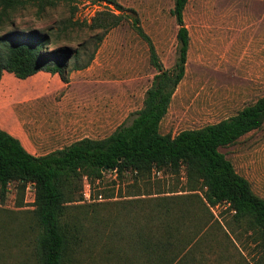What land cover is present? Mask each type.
Here are the masks:
<instances>
[{
	"label": "trees",
	"instance_id": "obj_1",
	"mask_svg": "<svg viewBox=\"0 0 264 264\" xmlns=\"http://www.w3.org/2000/svg\"><path fill=\"white\" fill-rule=\"evenodd\" d=\"M34 1L53 4V0H0V27L10 19V12ZM91 1L102 3L103 9L89 22L73 19L76 5L69 9L71 25L82 23L90 30H99L92 35L93 52L82 63L75 61L69 66V59L77 60L79 54L69 46L50 49L53 41L48 32L11 28L0 34V80L5 71L25 79L46 70L67 82L69 71L86 68L107 32L124 21L146 42L149 63L156 70L144 92L142 105L132 113L130 122H122L105 137H83L46 154L34 155L18 138L0 128V202L13 184L21 204L27 184H32L31 213L38 229L34 245L36 264H178L191 238L216 222L209 212L216 205L225 207L222 214L232 212L225 228L244 226L264 252V198L254 193L249 180L220 151L262 126L264 94L218 122L184 129L174 136L161 133L160 123L185 74L189 33L183 10L188 0H173L170 10L177 32L175 60L169 68L164 67L133 8L117 0ZM153 172L183 176L185 183L180 189L183 193L170 190V195L161 197L158 195L162 191H158L157 196L148 197L152 199L139 197L151 196L149 190L142 193L138 182H149ZM106 173L121 181L131 176L136 187L128 195L132 197L127 246L112 240V244L98 245L102 221L96 211L102 206L87 209L80 204L83 181L94 185ZM190 220L195 222L193 237L192 231L182 230ZM95 258L97 261L93 263Z\"/></svg>",
	"mask_w": 264,
	"mask_h": 264
},
{
	"label": "rangeland",
	"instance_id": "obj_2",
	"mask_svg": "<svg viewBox=\"0 0 264 264\" xmlns=\"http://www.w3.org/2000/svg\"><path fill=\"white\" fill-rule=\"evenodd\" d=\"M71 5L77 7L73 19H78L80 22H89L97 11L103 9L102 3L91 0L73 2L53 0V4L34 1L10 12V19L2 24L0 34L11 28L48 32L53 41L49 45L50 49L69 46L72 52H79L77 60L73 57L69 59V66L75 61L82 63L93 52L92 35L99 30H90L82 23L71 25L68 22L71 17L69 11ZM160 5L166 6L161 2ZM113 10L117 12L116 9ZM170 15L173 17L171 13ZM138 17L140 19L139 14ZM107 34L109 36H104L90 64L86 68L69 71L67 82L57 73L46 70H40L25 79L17 78L5 71L0 80V125L2 126L0 128L10 133L9 128L18 127L22 122L31 126L28 123L31 119L58 117L56 119L59 120L62 116L58 115L61 110L59 107L56 108L55 104L61 101H68L69 106L71 103L76 106L73 112L75 115L72 112L66 114L64 112V117H86L84 108L86 98L96 100V105L104 112L116 109L115 112L108 113L112 117H119L116 127L122 122H130L132 113L141 107L144 92L156 70L149 63L146 42L130 27L128 21L110 29ZM132 38L139 42L135 45L136 55L130 58ZM169 42L173 43V36L170 37ZM143 50L146 52L145 58L142 54ZM169 50L170 48L161 57L159 56L165 68L171 67L175 60V49L174 52ZM193 64L194 59L190 58L187 72L178 84L168 111L160 123V132L163 134L170 133L174 136L184 129L199 128L218 122L235 114L244 105L252 103L264 94V89H260L239 95L238 91L224 88L225 75L216 74L206 68L195 70ZM87 69L89 73L86 72ZM96 74L102 76L101 81L96 87L90 86L91 78ZM133 74H136L138 79L130 85V75ZM29 130L31 132V128ZM17 133L20 132L16 129L15 134ZM53 133L54 135L41 139L27 136L24 141L12 132L10 134L17 136L22 145L34 155H43L61 148L85 134L78 130L72 134L66 133L65 136L58 131ZM109 133L95 132L92 136L102 138ZM220 151L233 163L235 170L249 180L254 193L264 198V123L259 129L240 137L234 144L221 147ZM138 183L142 193L146 190L152 193L151 196L139 197L152 199L148 197L157 196L158 191H162V194L158 195L162 197V195H170L168 192L170 190H180L185 178L153 172L149 182ZM85 184H88L86 180L83 181L81 193L85 190ZM89 188L90 200H85L82 196L80 204L87 209H98V204L102 206L98 212L96 211L102 221L99 225L102 231L101 238L98 239L97 244L103 245V242L112 244L114 241L115 244L127 246V233L130 231L128 223L130 197H132L128 195L136 188L131 176H126L121 181L115 178L114 174L106 173L104 179L89 185ZM164 192L166 194H163ZM182 193L180 190L175 194ZM33 197V190L30 184H27L20 204V194L14 185L10 184L5 199L0 202V264H36L37 262L34 245L38 229L31 213ZM143 208L146 209V206ZM224 208V206L214 207L213 210L209 208L216 222L195 238L193 237L196 232L195 222L190 220L182 227L185 232L192 231L193 238L190 246L186 245V250L182 251V258L178 264H264V252L261 246L252 241V234L246 231L244 226L224 227L225 221L230 219L232 213L225 211L222 214ZM92 236L93 234H90V237ZM96 261L97 258L93 263Z\"/></svg>",
	"mask_w": 264,
	"mask_h": 264
},
{
	"label": "crops",
	"instance_id": "obj_3",
	"mask_svg": "<svg viewBox=\"0 0 264 264\" xmlns=\"http://www.w3.org/2000/svg\"><path fill=\"white\" fill-rule=\"evenodd\" d=\"M117 2L138 12L142 27L151 38L158 56L161 57L169 48L170 52H174L177 24L174 16L171 17L169 13L173 7V0H117ZM160 2L166 6H161ZM183 21L189 33L185 72L192 58L195 70L206 68L216 74L225 75V89L238 91L239 95L264 89V0H188L183 10ZM171 36L173 43L170 44ZM138 42L134 38L131 39L130 58L136 55L135 45ZM142 54L145 58L144 50ZM101 77L98 74L94 75L90 86L99 85ZM137 79L136 74L130 75V85L137 82ZM96 104L93 98H86L84 104L86 117H64L69 112L75 115L73 112L76 106L73 103L69 106L68 101H61L55 104L56 108L59 107L61 110L58 114L62 115L59 120L56 119L58 117L36 118L28 122L31 126L22 122L20 126L9 130L23 141L27 136L46 138L54 135L53 132L56 131L65 136L66 133L72 134L78 130L85 133L83 137L89 138H94L92 135L95 132L111 133L118 124L119 117H112L108 113H113L116 109L104 112ZM16 129L20 133L15 134Z\"/></svg>",
	"mask_w": 264,
	"mask_h": 264
},
{
	"label": "built area",
	"instance_id": "obj_4",
	"mask_svg": "<svg viewBox=\"0 0 264 264\" xmlns=\"http://www.w3.org/2000/svg\"><path fill=\"white\" fill-rule=\"evenodd\" d=\"M85 190H83V192H82V196H83V198L85 199V200H90V195H91V193H90V188H89V185L87 184H85ZM30 187L32 188V190H33V196H34V188H33V186H32V184H30ZM34 198V197H33ZM218 206H221V205H216L215 207H218ZM213 208L214 207H212L211 209L213 210Z\"/></svg>",
	"mask_w": 264,
	"mask_h": 264
}]
</instances>
